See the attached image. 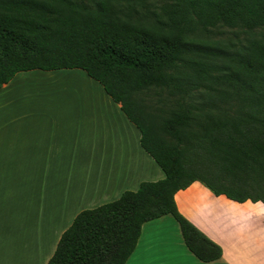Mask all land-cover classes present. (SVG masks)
<instances>
[{
  "label": "trees",
  "instance_id": "1",
  "mask_svg": "<svg viewBox=\"0 0 264 264\" xmlns=\"http://www.w3.org/2000/svg\"><path fill=\"white\" fill-rule=\"evenodd\" d=\"M216 27L264 29V0H0V89L19 73L84 72L164 174L80 212L47 264H126L142 226L165 216L212 263L222 249L175 195L198 182L216 197L264 203V38L234 47L195 36ZM150 90L177 98L159 124L138 99Z\"/></svg>",
  "mask_w": 264,
  "mask_h": 264
},
{
  "label": "crops",
  "instance_id": "2",
  "mask_svg": "<svg viewBox=\"0 0 264 264\" xmlns=\"http://www.w3.org/2000/svg\"><path fill=\"white\" fill-rule=\"evenodd\" d=\"M81 73L24 72L0 89V264L5 256L36 255L40 209L44 222L57 227L74 220L77 208L95 209L143 182L164 179L120 106ZM43 78L81 83L29 86ZM175 203L222 249L221 258L200 262L185 247L177 222L165 216L142 226L126 264H264V203L216 197L198 182L178 192Z\"/></svg>",
  "mask_w": 264,
  "mask_h": 264
},
{
  "label": "rangeland",
  "instance_id": "3",
  "mask_svg": "<svg viewBox=\"0 0 264 264\" xmlns=\"http://www.w3.org/2000/svg\"><path fill=\"white\" fill-rule=\"evenodd\" d=\"M153 9L150 8V11ZM198 39L206 40L208 42H216L222 45L232 44L234 47L239 46L241 43H245L251 38H264V29L257 31H244L241 29H229L226 27H216L208 30H200L195 35ZM78 72V70H77ZM81 73V71H80ZM84 75L83 73H81ZM81 80L71 81L66 78L54 80L52 78H43L41 81H35L29 84L30 87H37L35 83L40 84V87H44L46 90L64 89L79 87ZM51 99V97H49ZM141 104H143L146 110L155 118V121L159 124V121L167 118L170 113L175 109L177 98H171L165 92H159L158 90H150L143 93L138 97ZM90 209L77 208L75 213ZM73 219H69L68 223L54 227L51 224L44 222L43 211L40 209L39 215L36 218L35 231H36V255H19L5 256V264H47L48 260L53 255L58 241L57 236L60 230L65 226H70ZM62 234V233H61ZM61 236V235H60ZM54 238V239H53ZM56 238V239H55ZM60 238V237H59ZM59 240V239H58ZM51 254V255H50ZM7 257H9L7 259ZM42 260V261H41ZM46 261V262H44ZM4 264V262H3Z\"/></svg>",
  "mask_w": 264,
  "mask_h": 264
}]
</instances>
